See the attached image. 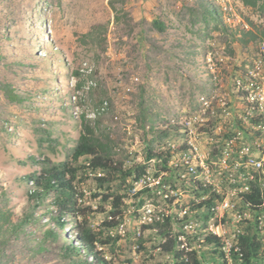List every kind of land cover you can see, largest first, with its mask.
<instances>
[{
    "label": "rangeland",
    "instance_id": "obj_1",
    "mask_svg": "<svg viewBox=\"0 0 264 264\" xmlns=\"http://www.w3.org/2000/svg\"><path fill=\"white\" fill-rule=\"evenodd\" d=\"M125 2L0 0V212L26 222L2 225L0 264H242L209 241L225 222L206 202L227 196L221 149L208 187L175 165L188 122L202 144L227 143L233 127L201 99L237 101L234 80L264 41L245 35L264 28V0ZM83 132L101 142L108 169L72 160ZM53 167L68 172L64 211L56 188L33 198L42 189L32 177ZM186 207L197 216L190 230Z\"/></svg>",
    "mask_w": 264,
    "mask_h": 264
},
{
    "label": "built area",
    "instance_id": "obj_2",
    "mask_svg": "<svg viewBox=\"0 0 264 264\" xmlns=\"http://www.w3.org/2000/svg\"><path fill=\"white\" fill-rule=\"evenodd\" d=\"M233 92L236 102L219 99L216 95L212 100L201 99L211 109L213 118L222 119L227 126L233 127L227 131V143L220 148V141L209 136L206 144H202V135L192 130L191 122H188L185 125H189V132L183 130L187 133L182 144L185 147L175 165L194 175L197 186L208 187L212 185L211 177L218 166L215 160L210 161V156L221 149L218 173L227 175V196L214 201L205 199L211 217L225 220L224 224L211 229V235L220 239L217 243H222L220 247L222 245L230 251L238 249L244 235L254 234L259 241L263 238L264 243V41L259 43L253 63L235 78ZM254 195L259 196V204H254L249 198ZM187 217L184 227L193 229L190 219H197V216L191 215L189 207L183 209L180 219ZM121 227L124 232V226ZM250 228L253 233H250ZM229 237L234 241L229 242Z\"/></svg>",
    "mask_w": 264,
    "mask_h": 264
},
{
    "label": "trees",
    "instance_id": "obj_3",
    "mask_svg": "<svg viewBox=\"0 0 264 264\" xmlns=\"http://www.w3.org/2000/svg\"><path fill=\"white\" fill-rule=\"evenodd\" d=\"M120 1L123 5L126 4L125 0H120ZM259 1L261 0H242L243 4L249 7L256 6ZM110 4H111L113 11L116 13V15H118L119 11L115 7V3L110 2ZM122 11L125 14H127L128 21H131L129 12L125 10V8ZM116 17H117L116 18L117 20L120 19L118 16ZM154 25L160 31L163 29L162 24H160L157 21L154 22ZM245 35H249L253 39H256L258 37L262 38L264 36V28H261V29L257 28V30H254V29L248 30L245 32ZM100 146H101V149H103L102 144L98 139L95 140L93 136H91L90 133L86 134L83 132L80 135L77 145L72 150L71 158L74 161H78L82 157L93 156L94 158L92 160V163H93L92 167L108 169L109 166L107 165V163H108L109 156L107 157V154H105L104 156L103 153H101L100 150H98ZM103 152H104V149H103ZM151 157L152 155L149 156L150 159ZM66 171L67 170H62L60 167H53L51 169L45 170L44 174L40 178H36V176L34 175L32 178L33 180H36V186L38 188H41L42 192L38 193L37 191H35L33 193V198L39 197L40 199L43 197V193L45 196L53 188H56L58 192L61 191V195L58 196L56 203L60 207H62V211H64L63 209H65L66 206L62 204V200H64L63 197L67 196L68 191L71 190L69 187V180L66 179V174L68 173ZM249 198L254 204L260 203L258 195L249 196ZM116 199H117L116 200L117 203L121 201V198L119 197H117ZM62 219H63V215L60 214L56 220L57 224L61 228H63V226L66 224H69L72 227L70 221H61ZM6 223L10 224L13 227V229H17L20 226L24 225L26 222H25V219H23L19 224H14L11 221L9 215H7L6 213L0 212V229L1 227H3L2 225ZM51 234L56 236L54 232H51ZM79 237L82 242L87 244V247L89 249H92L94 240L91 237V234L89 232L83 231ZM209 241L217 244L219 243L220 239L216 236H212ZM166 249L167 251H170V250L172 251L173 246H170L168 248L166 247ZM260 251H261V242L259 241L258 237L254 234L253 235L249 234V235H244L240 238V241L238 243V249H232L231 253H232L233 259L235 261L241 260L242 264H259L260 263L259 262ZM195 264H201V263L199 261H195Z\"/></svg>",
    "mask_w": 264,
    "mask_h": 264
},
{
    "label": "clouds",
    "instance_id": "obj_4",
    "mask_svg": "<svg viewBox=\"0 0 264 264\" xmlns=\"http://www.w3.org/2000/svg\"><path fill=\"white\" fill-rule=\"evenodd\" d=\"M62 229L65 230L66 232H68V230H67V224L64 225Z\"/></svg>",
    "mask_w": 264,
    "mask_h": 264
},
{
    "label": "bare ground",
    "instance_id": "obj_5",
    "mask_svg": "<svg viewBox=\"0 0 264 264\" xmlns=\"http://www.w3.org/2000/svg\"><path fill=\"white\" fill-rule=\"evenodd\" d=\"M68 229H69V227H68Z\"/></svg>",
    "mask_w": 264,
    "mask_h": 264
}]
</instances>
